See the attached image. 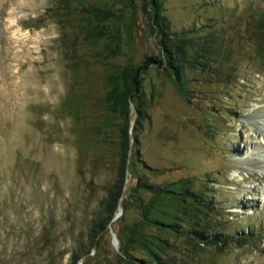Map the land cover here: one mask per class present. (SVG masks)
I'll return each mask as SVG.
<instances>
[{
  "label": "rangeland",
  "instance_id": "obj_1",
  "mask_svg": "<svg viewBox=\"0 0 264 264\" xmlns=\"http://www.w3.org/2000/svg\"><path fill=\"white\" fill-rule=\"evenodd\" d=\"M163 1L175 30L202 29L205 63L184 69L185 95L155 64L144 75L122 198L138 180L189 179L212 200L206 233L225 244L171 236L175 264H264V0ZM91 4L134 10L120 53L92 33ZM144 4L0 0V264L115 262V231L137 214L118 205L100 227L125 122L105 68L160 53Z\"/></svg>",
  "mask_w": 264,
  "mask_h": 264
},
{
  "label": "trees",
  "instance_id": "obj_2",
  "mask_svg": "<svg viewBox=\"0 0 264 264\" xmlns=\"http://www.w3.org/2000/svg\"><path fill=\"white\" fill-rule=\"evenodd\" d=\"M163 2L145 0L144 4L149 21L147 23L151 26L160 53L154 56L146 55L140 62L128 61L122 64L110 61V65L105 68L108 87L105 99L110 108L116 107L125 115V122L121 127L123 153L119 160L117 182L108 196L109 213L102 218L100 227H106V223L111 222L118 205H121L123 210L133 208L137 214L135 221L127 222L115 231L118 247L113 264H175V257L171 254L174 246L170 241L171 236H184L198 243L225 244L219 232L206 233L207 226L201 217L210 210L209 201L211 204L212 200H206L207 193L192 189L189 179L169 181L162 185L145 184L138 180L130 187L127 196L122 198L128 162L126 159L131 155L127 130L131 119L129 113L134 107L136 116L143 114L142 106L146 100L144 75L149 67L155 64L173 79L180 93L185 95L186 90L182 87V82L186 80L183 75L184 69L187 65L193 67L205 63L202 59L207 53L208 39L198 35L202 29L194 31L192 28L182 26L181 29L175 30L169 24ZM114 10L110 5L100 7L91 4L86 17L90 18L89 24L93 25L94 36L108 39L103 49L116 55L122 50L125 31L133 23L134 10H130L126 19L122 13L117 14ZM137 161H140L138 157ZM93 227L96 228L95 223Z\"/></svg>",
  "mask_w": 264,
  "mask_h": 264
},
{
  "label": "bare ground",
  "instance_id": "obj_3",
  "mask_svg": "<svg viewBox=\"0 0 264 264\" xmlns=\"http://www.w3.org/2000/svg\"><path fill=\"white\" fill-rule=\"evenodd\" d=\"M14 20H15V19H14V17H12V16L9 18V21H10V22H14ZM263 195H264V192H263ZM263 198H264V197H263Z\"/></svg>",
  "mask_w": 264,
  "mask_h": 264
},
{
  "label": "water",
  "instance_id": "obj_4",
  "mask_svg": "<svg viewBox=\"0 0 264 264\" xmlns=\"http://www.w3.org/2000/svg\"><path fill=\"white\" fill-rule=\"evenodd\" d=\"M114 236H115V235H114V232H112V236H111V237H113V242L116 243V239H115Z\"/></svg>",
  "mask_w": 264,
  "mask_h": 264
}]
</instances>
